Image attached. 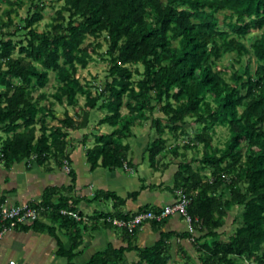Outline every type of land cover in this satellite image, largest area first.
<instances>
[{"label": "trees", "instance_id": "obj_1", "mask_svg": "<svg viewBox=\"0 0 264 264\" xmlns=\"http://www.w3.org/2000/svg\"><path fill=\"white\" fill-rule=\"evenodd\" d=\"M6 1L11 5L5 11L8 21L0 17V156L5 165L49 158L70 163L68 135L88 128L92 111L99 110L104 115L83 135L85 143L94 141L86 150L92 169L133 167L128 140L136 125L151 120L156 135L146 149L151 166L176 163L172 192L176 200L179 190L192 199L188 211L195 233L188 223L185 231L162 232L155 244L138 246L139 259L131 262L124 257L125 247H108L77 263L82 221L61 214L58 204L51 216L71 228V246L59 250L69 264H264V0H63L59 8L55 3L60 0H32L18 24L13 13L24 0ZM49 7L55 12L39 31ZM254 30L261 33L248 44ZM89 37L93 40L87 42ZM100 39L108 44L105 52L99 50ZM228 53L240 67L234 61L219 67ZM95 54L110 62L112 79L102 89L77 76ZM246 55L255 57L254 68L250 60L244 63ZM51 72L57 84L47 94L42 88ZM80 94L86 96L83 106ZM57 103L73 107L75 115L66 108L59 118ZM157 111L163 116H155ZM49 117L59 122L51 124ZM106 124L109 133L100 130ZM217 126L230 132L223 147L214 144ZM192 149L201 157H190ZM52 195L48 190L43 202L33 205L52 206ZM138 195L133 191L129 197ZM108 197L116 205L126 200L114 192ZM5 201L0 200V232L9 224L1 212ZM162 208L117 209L104 222L122 229L132 242L140 228L130 231L109 217ZM69 209L76 211V205ZM167 219L145 224L161 227ZM229 219L231 232L224 229ZM175 237L192 245L179 244L180 260L172 252Z\"/></svg>", "mask_w": 264, "mask_h": 264}, {"label": "crops", "instance_id": "obj_2", "mask_svg": "<svg viewBox=\"0 0 264 264\" xmlns=\"http://www.w3.org/2000/svg\"><path fill=\"white\" fill-rule=\"evenodd\" d=\"M84 133L86 129L71 131L68 135L66 152L71 170L63 161L55 158L43 162L24 161L7 167L0 156V200L5 198L9 204L33 205L42 203L48 190L53 192L52 206H38L39 215L23 223L28 227L9 229L0 237V264H10L11 260L18 264H69L68 256L59 250L61 245L66 248L71 246V228L69 224H61L51 216V211L58 204L61 206L60 213L62 209L76 205L75 210L81 217L78 220L82 221L83 237L80 252L75 256L77 263L87 262L95 253L108 247H125L124 257L130 262L135 261L139 259L138 246L155 244L160 240L162 232L187 230V221L182 215L176 214L169 217L161 227L151 222L145 224L131 242L122 229L106 224L104 216L112 215L117 209L130 213L138 211L142 206L161 207L173 203L176 195L171 187L177 168L158 165L152 171L149 170L145 160L150 134H141L139 138L135 132L128 140L132 145L129 159L134 160L133 167L128 165L107 169L99 166L92 169L86 150L94 145V141L85 143ZM133 191H139V195L129 197ZM110 192L126 200L116 205L115 200L108 197ZM44 211H47L46 214ZM171 241L172 252L179 260L184 254L179 253V244L187 248L192 246L187 239L175 237Z\"/></svg>", "mask_w": 264, "mask_h": 264}, {"label": "rangeland", "instance_id": "obj_3", "mask_svg": "<svg viewBox=\"0 0 264 264\" xmlns=\"http://www.w3.org/2000/svg\"><path fill=\"white\" fill-rule=\"evenodd\" d=\"M47 4H51V0H45ZM63 3V0H60L58 2L55 3L56 8H59ZM32 4V0H24L23 5L21 7L17 8V12L13 13V17H14V22L15 23H19L22 21L23 18H25L28 14H29V8L31 7ZM11 5L8 1L6 0H0V17H2L5 21H8V15L6 14V9L10 8ZM55 12V9L49 7V9L45 12V17L44 19H42L39 24H38V30L42 31L46 28L47 23H49L52 19V16ZM220 19H221V23L224 24V13H220L219 14ZM7 30V29H5ZM261 33V30H254L249 37L246 39L247 43L250 44L252 41V38L255 34ZM2 37V34H0V38ZM22 36H15L14 38L19 39ZM93 40V37H89V39L87 40V42ZM103 43V47L100 48V52H105L107 50L108 44L106 41H104L103 39H100ZM251 62L253 68L256 66V61H255V57L252 56V60L250 59V56L246 55L244 56V63L246 64L247 62ZM231 61H234V54L233 53H228L223 60L221 61L219 67L221 65H226L228 63H230ZM109 60L108 59H101V57L98 54H95V59L93 61L90 62V64L86 67V68H80L77 76L80 77V79L82 80L83 83L85 82H91L93 86H100L101 89L104 88L105 84L107 81L111 80L112 77H109ZM241 66V63L239 62H235V67L238 68ZM140 70H144V67L142 65H139ZM140 77V75L135 74L134 75V80H138ZM55 84H57L55 78H54V73L51 72V78L49 83L47 84L46 87L42 88V90L46 91L47 94H52L55 91ZM93 93L95 94L97 92L96 87L92 88ZM127 101V100H125ZM44 102L48 103V101ZM86 102V96L84 94H80L79 95V106H83ZM55 110H56V114L59 118L64 117V113L66 111V108L69 109L70 113L72 115H75V109L73 107H66L65 105H62L60 103H57L55 106ZM88 108V107H87ZM76 109H78V107H76ZM122 112H128V107L126 106V102L124 104V106L122 107ZM104 115L103 111H99V110H93L92 111V122L90 124V126L88 128H86V132L93 130L94 125H97L98 120L100 119V117H102ZM155 116H163L162 112H155ZM50 123L51 124H57L59 121L58 119H53L50 118ZM151 120L146 121L143 125H136L134 127V131L138 133L139 138L141 137V134H152L153 136L149 135V141L151 139L155 138V132L154 130H152L151 128ZM102 126H100L101 129ZM90 128V129H89ZM103 131L102 132H110L111 129L109 127L108 124L103 126ZM95 132H97V130H94ZM216 136H215V140H214V144L223 147L225 145V142L227 141L228 137H229V129L227 126H217L216 128ZM168 137H171L172 134L168 133L166 134ZM181 143H183L184 138L179 140ZM174 142V141H172ZM172 144V143H171ZM1 145V144H0ZM200 151H202V149H200ZM200 152H198L195 149H192L189 151V156H200L201 157ZM145 164L146 166H148L149 170H153V167H151L150 165V161H149V157L148 154L146 155V160H145ZM170 166L177 168L176 163L171 164ZM169 166V167H170ZM235 212L237 211V208L234 209ZM232 221L229 219L228 223L225 226V230H228L229 232L232 231V229L234 228L233 224L231 223ZM181 258H183L181 256Z\"/></svg>", "mask_w": 264, "mask_h": 264}, {"label": "built area", "instance_id": "obj_4", "mask_svg": "<svg viewBox=\"0 0 264 264\" xmlns=\"http://www.w3.org/2000/svg\"><path fill=\"white\" fill-rule=\"evenodd\" d=\"M66 167L68 170H71V166L68 161L65 160ZM178 198L175 202L163 206V208L157 212L152 210H145L138 212L136 214L128 215L124 218H111L116 225L120 227H125L130 231L135 230L136 228H142L145 222L148 220H158L161 221L165 218H169L173 215L180 214L185 217L187 223L189 224L190 230L195 233V228L192 224L193 217L189 214L188 205L191 203V197H189L183 190H179ZM2 217L4 220L9 221V224L5 225L3 230L0 232V237L3 233L9 229L17 227L20 223H26L32 219H35L39 215L38 207L29 204H9L5 202L2 205ZM61 213L64 215H70L76 219H80L79 214L70 209H62ZM10 264H16L15 260H11Z\"/></svg>", "mask_w": 264, "mask_h": 264}]
</instances>
